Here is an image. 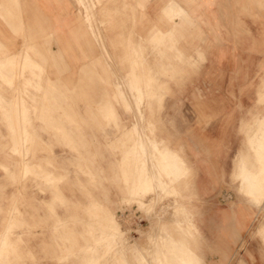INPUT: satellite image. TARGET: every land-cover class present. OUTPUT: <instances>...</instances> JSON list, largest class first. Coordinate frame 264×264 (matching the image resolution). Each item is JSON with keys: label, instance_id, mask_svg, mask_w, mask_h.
I'll return each mask as SVG.
<instances>
[{"label": "rangeland", "instance_id": "374dc122", "mask_svg": "<svg viewBox=\"0 0 264 264\" xmlns=\"http://www.w3.org/2000/svg\"><path fill=\"white\" fill-rule=\"evenodd\" d=\"M235 1L242 2L244 8L234 10V16L227 15V10L218 9V17L222 23L216 28L217 32L231 34L234 39H237L229 43L233 49L246 50L249 55H252V57L236 59L244 64L248 62V65L252 67L251 72L246 71L242 77L239 73L230 74L227 76V81H244H242L243 89L236 87V91H231V96L237 99L245 94L247 103L243 104L236 100V103L230 107V113H233L234 126L239 117L240 120H243L241 122L239 120L237 132L235 131L236 135L243 137V141L245 135L250 136L254 132V136L248 141L253 154L240 157L237 165L238 171H236L235 166L239 156L237 152L241 149L240 141L237 143L236 151L232 157L233 169L231 173L233 176L229 175V181L225 175L222 176L221 188L231 189L237 198L238 194L241 197L244 195L255 202L261 210L250 205L246 200L235 203L237 206L245 205L248 209V217H246L242 237L238 238L240 243L232 251V256L227 264H256V262L264 264V234L257 232L258 223L264 220V198L253 200L246 195L249 189L256 184L261 185L260 187L264 189V179L262 180L264 174L261 173L264 172V137H262L264 131L259 129L260 131L255 132L257 121L252 115L253 112L263 111L264 107V0ZM81 2L83 3V0ZM145 2L146 0H141L140 6L139 0H102L101 4L96 2V7L91 9V18L87 21L81 13L84 6L72 0L77 12L76 17L80 15L83 20L80 24L81 29L77 33L74 32L73 35L75 50L83 55L86 48H93V50H99V55L102 57L99 56L89 61L87 64L93 68L75 75V83L71 84L70 88L68 79L63 78L61 74L58 80L60 82L57 85L60 87H57L55 84L51 85L47 74L38 73L40 68L46 69L48 63L46 58L41 59L40 63H33L31 61L33 58H30L31 49L24 50L29 54L28 57L14 60L13 66H19L15 71L20 75L16 76L11 89H0V92L9 102L4 105L7 108L12 107L14 102H21L20 98H24L23 114H28L31 126H28L27 129H19L15 133L16 136L26 138L27 145L23 147V155H13L10 151L15 135L10 132L7 122L0 116V203L7 201L9 209L10 206H15V201L18 200L17 206L12 208L14 211H10V216L13 217L7 219L10 222L14 221V225L8 228V221L3 222L1 225L5 227L1 232L6 231L7 227L9 238H11L15 235V230L26 231L23 232V236L17 238V241L26 247V252L20 253L19 249L14 248L15 251L11 253V256L14 255L12 261L26 256L30 263H35L37 259L55 262L75 259L78 260V263L90 264L83 257L88 255L85 249L92 245L90 235L84 231V222L93 219L86 208L96 201L102 205L104 210L113 213L123 231L121 234L118 229H115L119 232L115 239L117 243L113 244L109 251L106 243L97 245L96 249L100 254L97 264H140L141 254L145 258L142 259L143 262L146 260L149 264H156V257L159 256V253L168 250V244L163 239L167 235L178 237L181 234L182 237L188 229L192 234L191 237L185 234L189 240V247L195 253L201 252L200 238L204 236L206 241V236L201 230L203 228L202 221L205 220L209 207L213 203L195 200L199 198L197 195L199 192L195 187V156L190 148L185 153L186 155L183 154L186 158L185 161V158L182 159L175 150L170 151L165 149L164 145L160 146L157 143L149 145L147 141L140 148H136L135 152L127 150L123 156L122 143L125 141L130 143L132 135L128 130L135 123L140 125L136 137L143 136L145 132L154 138L170 136V145L176 144L175 141L179 142L180 127L179 122L174 119V109L179 112L180 107H169L165 103L167 98L176 97L181 91L165 89L163 88L164 84L160 82H171L179 86V83L185 82V80H192L190 78L199 74L181 72L180 66L184 69L194 70L198 67V60L201 59L199 56L202 55L196 53V50L211 48L214 45L223 46L228 42L196 41L205 39L208 33L215 32V27L207 23L214 12L210 9L213 0H193L192 10L203 15L202 26L200 25L201 33L198 29L188 25L189 21L186 20L184 25L178 29L181 53L167 51L166 55L160 56L154 48H148L145 52L146 48L141 46V50L145 52L143 58L150 64L148 71H145L144 74L154 77V82L152 81L151 84L141 83L137 80L141 70L138 66L131 67V58H127L125 54L126 48L130 40L137 44L148 42V34L154 26H167L164 15L168 8L164 5V0H148L146 4ZM163 5L164 11L162 12ZM173 7L179 8L176 5ZM180 7L184 9L183 11L186 10L183 5ZM175 19L179 21L180 18L176 17ZM161 37L163 42L169 38L164 34L159 35V38ZM153 45L159 47L158 39L153 41ZM132 50H134L133 47H131V52ZM21 55L24 56V53L21 52ZM156 58L163 59L167 68L155 65ZM189 60H192L193 63H190ZM59 61L62 70L67 66V61L63 58H60ZM75 61L77 64H82L85 62V58L76 57ZM35 66L37 67L34 68ZM95 66H97L96 70L103 69V73H97L94 69ZM32 68L34 69L32 70ZM107 70L116 72L106 73ZM35 74L39 76V89H30L36 96L33 99L29 97V91L21 93L24 80L21 76L37 78ZM41 76L44 81L43 87L40 84ZM149 86H156V88L148 91V99L143 100L142 110L145 118L141 119L138 113V103L132 93H136L139 88L146 90ZM64 87H67L68 90ZM53 89L67 91L69 97L65 100L52 99L53 97L49 93ZM159 90L164 92L157 93L156 91ZM13 93L18 96L13 98ZM235 93L237 94L235 95ZM149 99L151 100L150 105L147 102ZM205 101L204 103H206ZM110 106L114 108L118 117L116 127L108 110ZM170 109H173L171 114L168 112ZM186 110L188 122L185 130H187L189 138L196 128L205 131L213 119H216L221 113L220 107L206 104H191L186 107ZM76 127L82 131L86 140L84 146L77 143V134L74 133ZM107 131L108 134H106ZM101 132H104L105 135L103 140L108 141V146L103 152L100 148L99 136ZM151 149L152 152H150ZM134 153L139 158L136 160V166L140 164L142 172L141 176L136 178V182L143 183L145 179H151V182L145 189L141 187L140 192L126 191L125 193L121 179L122 169L125 170V185L129 190L133 183L132 173H135L131 159ZM171 157L172 159L176 157L182 162L171 166L161 163L162 160H169ZM16 159H24L36 165L22 163L21 166H14L12 161ZM155 159L159 163H156ZM148 162L151 163L150 169L146 167ZM2 164H6L8 169L5 170ZM256 166L257 170L250 169ZM47 172L56 176L64 174V176L48 183L42 177ZM89 172L95 174L94 179L88 174ZM35 174H37L36 177ZM248 178L252 179L250 180L252 182L248 181ZM182 181L184 184L181 186ZM105 184L112 186L115 195L116 193L119 195L116 201L109 202L107 199ZM257 185L254 188H259ZM37 193L51 196V201L44 203V209L49 216L43 218L34 216V202L31 200ZM261 193L264 195V192ZM24 195H27L26 201H23ZM19 208L23 209L21 213ZM24 209H26L27 215L25 219L22 217ZM58 209L69 211L68 216H56L55 211ZM125 210L130 212L138 210L143 222L136 224L135 217L131 213L126 215ZM117 211L119 212L117 213ZM115 219H111V222L115 228H118ZM2 220L4 221L5 218L0 219V221ZM63 232L68 236L65 241L57 236ZM38 239L40 244L36 245ZM205 241L204 246L208 249V253H213L211 245ZM172 243L177 248L172 246L173 256L177 257L179 253V256L183 254L186 258L183 260V255L178 260L173 258L176 261L175 264L178 261L180 264L182 260L185 264H196V261L193 260L194 256L193 259L187 258L193 254L189 248L179 243L177 245V242L174 241ZM66 250L74 251V255L64 259L61 255L65 254ZM181 250L186 251L182 252ZM174 261H172L173 264ZM9 262L10 260L3 264ZM172 262L168 263L172 264ZM210 263V259H206V256L202 263L199 260V264Z\"/></svg>", "mask_w": 264, "mask_h": 264}, {"label": "crops", "instance_id": "0c3cea01", "mask_svg": "<svg viewBox=\"0 0 264 264\" xmlns=\"http://www.w3.org/2000/svg\"><path fill=\"white\" fill-rule=\"evenodd\" d=\"M94 1V2H93ZM102 0H75L84 6L82 10L83 17L88 21L91 18V9L96 7V2L101 4ZM140 6H141V0ZM148 0H146L145 4ZM165 4L168 8L165 11L164 17L166 18V25L165 27L154 26L149 34H148V42L146 43H133L131 40L126 48L125 54L127 58H131V67L136 68L137 66L140 68V75L137 76V80L141 83H148L154 80V77L144 74L145 71H148L149 63L144 60L145 52L149 48H154L156 52L160 56L166 55L167 51L170 52H180L181 53V46L179 45L178 38L179 28L184 25L186 20L189 21L188 25L194 27L199 30L201 33L202 28L200 25L202 24L201 20L203 15L195 13L193 9V0H164ZM192 3V4H191ZM97 4V5H98ZM144 4V5H145ZM164 5L162 6V12L164 11ZM179 7L178 9L176 7ZM184 6V9L180 6ZM21 8V9H20ZM90 8V9H89ZM222 8V9H221ZM244 8L242 2L235 1V0H213V3L210 6L211 11H213L212 17H210L208 24L215 27V32L206 34L205 39H197L196 41H210V42H223L228 44L221 45H214L211 48H202L196 50V53L202 54L199 56L198 60V67L196 69H189L180 66L181 72L186 73H196L199 74L196 77H192V80H185V82L179 83V86H176L173 83L167 82H160L164 84L165 89L177 90L179 89L181 92L180 94L176 95L173 98L166 99V105L171 107H180L179 112L174 109V119L179 122L180 127V139L179 142L175 141L176 144L170 145L171 137L168 135H164L162 138H154L144 132V135L137 136V132L140 129L139 124H134L128 131L130 135H132V139L130 143L125 141L122 143L123 147V156H125L127 150H132V152L136 150V148H140L142 144H145L146 141L149 145L151 144H159L160 146L165 147V149H169L170 151L175 150L182 159L185 157L183 154L187 153V150L190 148L191 152L195 156V187L199 192L197 195L199 198L195 199L196 201H207L209 203H213L209 207V212L205 216V220L203 219L201 228L203 234L206 236V241L204 236L200 238L201 244V252L195 253L193 249L189 247V240L186 235L191 237L190 229L186 230L187 232L182 235H178V237H174L172 235H167L163 240H165L168 244L167 251H161L159 256L156 257V264H168V262H172L173 258H179L173 256V244L172 241H175L181 244L184 247L189 248L196 258V264H199V260L210 259V264H227L229 263V259L232 256V251H234L237 247V244L240 243V238L242 237V233L244 231L246 217H248V209L244 206H237L236 202L247 201L250 205L257 207L258 210H261L255 202L246 198L244 195L241 197L238 194V198L236 194L229 188H221L222 182L221 177L224 175L226 176L227 181H229V175L233 176L231 173L232 167V157L236 151L237 143L240 141L241 149L238 150L237 154H239L237 161L240 157H245L247 155H252V150L248 145V141L254 136V132L248 136L243 137L240 135H236L237 127L239 125L240 117L237 119L235 126L233 125V113L231 112L230 107L233 103H236V100L239 102L246 104L247 99L244 96H240L237 99L231 96V91H236V89L240 88L243 89V82H234V81H227L228 75H235L239 73L242 77L246 71L251 72L252 67L242 63V61H236L237 58H247L252 57L249 55L246 50H236L233 49L232 46L229 44L237 39L231 34H221L217 32V28L221 25L218 17V9L220 10H227V15L234 16L236 9ZM90 11V12H89ZM217 11V13H215ZM77 15L76 8L72 3V0H2L0 2V89H11L16 79V76H19L16 73L17 66L14 65V60L24 59L28 57V53L25 52V49H31L30 58L37 59L36 61L32 59L33 63H40L41 59L46 58L47 67L40 68L38 73L40 72L42 75L47 74V79L51 83V85H58L60 81V74L63 78L68 79L69 88L71 84L75 83V75L87 71L89 68H93L89 66L87 63L99 56V50H93L86 48L83 55L77 53L78 51L75 50V39L73 38L74 32L77 33L81 29L80 24L83 22L80 15ZM76 17V18H75ZM180 18L179 21L175 18ZM228 19V18H227ZM222 20V19H221ZM207 21V19H205ZM205 24V23H204ZM207 26V24H205ZM202 26V25H201ZM208 29V28H207ZM168 35L169 38L163 42L162 37L159 38V35ZM158 39L159 47H155L153 45V41ZM239 40V39H238ZM141 46L145 47V52L141 50ZM31 47V48H29ZM131 47L134 50L131 52ZM204 47V46H202ZM21 52L24 53V56L21 55ZM21 57V58H20ZM76 57H84L85 62L78 63L75 61ZM194 58L197 56H193ZM63 58L67 61V66L63 67L62 70L59 66V60ZM198 58V57H197ZM75 59V60H74ZM87 59V60H86ZM190 63H193L192 60H189ZM2 62V63H1ZM154 64L160 68L166 69L167 66L164 63L163 59L156 58L154 60ZM10 66V67H9ZM12 66V67H11ZM35 66L34 68H36ZM97 66L94 67V69ZM173 67H175L173 65ZM10 68V69H9ZM14 68V69H13ZM22 68V67H21ZM32 68V70L34 69ZM13 69V70H12ZM20 69V68H19ZM30 70V69H29ZM96 70V69H95ZM185 70V71H184ZM95 72V71H94ZM97 73H103V69L98 68L96 70ZM106 73H115L116 71H105ZM11 73V74H10ZM31 73V72H30ZM13 74V75H12ZM34 74V73H31ZM9 75V76H8ZM12 75V76H11ZM23 75V74H22ZM36 75V74H35ZM222 75V76H221ZM37 78H31L27 75L23 77V88L21 89L22 92L29 91V97L35 98L36 96L30 90L31 88L39 89L38 80L39 76L36 75ZM12 78V79H11ZM41 86L43 87L44 81L41 76ZM157 81V80H155ZM154 82V81H153ZM264 82V78H263ZM32 84V85H31ZM60 87V86H57ZM237 87V88H236ZM68 90L67 87H64ZM156 86L148 87L146 90H142L139 88L140 92L136 90V93H132V96L136 98L138 103V112L141 119H144V112L142 110L143 100L148 99V94L151 89H155ZM232 89V90H231ZM191 91H193L191 93ZM164 92L162 90L156 91ZM122 94V92H120ZM139 93V94H138ZM52 99H59L65 100L69 97V92L64 90H56L53 89L50 93ZM237 93H235L236 95ZM13 98L17 97L16 93L12 94ZM17 99V98H16ZM21 102H14L12 107L7 108L6 104H9L4 98V95L0 92V116L7 122L8 129L10 132L15 135L19 129H27L28 126H31L30 118L27 117L28 114H23V107L24 98H20ZM4 102L2 103V101ZM126 100H128L126 98ZM130 100V99H129ZM204 100H206L204 103ZM151 100L149 99L148 105L151 104ZM20 105H19V104ZM12 104V103H11ZM17 104V105H16ZM191 104H206L211 105L214 107H220L221 113L216 119H213L210 126L205 129V131H200L199 128H196V131L191 134L190 138L188 137L187 130V122H188V113L186 107ZM115 105H117L115 103ZM28 106V105H26ZM15 108V110H13ZM112 108V109H111ZM111 109V110H110ZM150 109V107H149ZM110 115L113 117L114 123L117 126L118 117L114 111L112 106L108 107ZM10 112V113H9ZM76 113V111H73ZM170 114L173 112V109L168 111ZM59 115H61L59 113ZM253 117H255L257 121L256 130L258 132L259 129L263 131L264 128V107L263 111L260 112H253ZM20 118V119H19ZM16 120H18L16 122ZM20 120V121H19ZM243 121L242 119L240 122ZM9 122V123H8ZM11 123V124H10ZM18 124V125H17ZM26 124V125H25ZM136 126V127H135ZM242 126V125H241ZM234 127V128H233ZM243 127V126H242ZM259 127V128H258ZM261 127V128H260ZM236 131V132H235ZM82 131L76 127L74 129V133L77 136V143L79 145L84 146L86 144V140L84 139ZM132 133V134H131ZM166 133V132H165ZM108 134V131L107 133ZM3 136V134H1ZM104 132H101L100 138V148L103 152L105 148H107L108 141L103 140ZM264 137V136H262ZM169 139V140H168ZM241 139V140H240ZM138 141V142H137ZM143 141V142H142ZM169 142V144H168ZM25 143V144H24ZM151 143V144H150ZM27 145V139L21 136H14L12 139V148L10 153L13 155H23V147ZM243 146V147H242ZM134 147V148H133ZM129 148V149H128ZM153 148V146H152ZM152 152V149L151 151ZM9 153V152H8ZM107 155V152H105ZM186 155V154H185ZM177 157V156H176ZM133 161V168L134 172L132 173L133 183L130 189L128 190L125 185L126 181V174L125 170L122 169V183L124 186V191L137 193L141 187L143 189L146 188L147 185H150L151 179H145L143 183L136 182V178L141 176V166H136L137 155L132 156ZM171 159L170 160H162L161 163L164 165H176L178 162L181 163L182 160ZM156 160V159H155ZM186 161V158L184 159ZM236 161L235 170L238 171V163ZM33 164L35 163L28 162L26 160L16 159L12 161L14 166H21V164ZM156 163L157 162L156 160ZM166 163V164H165ZM251 165V164H250ZM2 167L7 170L8 166L6 164H2ZM147 168H151V163L148 162L146 164ZM252 170H257L258 167L250 168ZM28 170V169H27ZM234 170V171H235ZM28 173H31L27 171ZM36 173V172H34ZM92 179L95 178V174L93 172L88 173ZM37 174H35L36 177ZM64 174H60L58 176L53 175L51 172H47L42 177L51 183L54 179H59L63 177ZM184 184V181L181 182V186ZM107 186V184H105ZM109 188V192H108ZM238 191V185L236 186ZM107 189V196L109 202L116 201L119 195H115V190L112 186L108 185ZM221 189V190H219ZM218 191H220L218 193ZM140 192V191H139ZM22 197V196H21ZM20 197V198H21ZM27 195L23 196V201H26ZM107 200V201H108ZM20 201V199H19ZM34 202V216L37 218H43L45 216H49V214L45 211V202L51 201V196L44 195L37 193L34 196V199L31 200ZM17 206L18 200L15 201ZM218 202V203H217ZM7 201L0 203V219L5 218V220L0 221V232L3 230L5 226L1 224L3 222L6 223L7 219L10 216L11 212L14 211L10 206L8 209ZM86 210L91 213L93 219L85 221V229L84 231L90 235L92 245L85 249L88 255H84V259L88 260L90 264H97L100 258V254H98V250L96 249L97 245L100 243L107 244V250H110V247L117 243L115 240L119 234H123L119 223L115 219L113 213L109 210H104L102 205H100L97 201L93 202ZM20 213L23 211L22 208H19ZM119 211H117L118 213ZM56 216H68L69 211L64 210H56ZM22 217L25 219L27 218L26 209L22 213ZM16 216V215H15ZM115 219L117 223V227L112 224L111 219ZM14 221H8L7 227L14 225ZM201 225V226H202ZM6 227V229H7ZM57 227V225H56ZM87 227V228H86ZM57 229V228H55ZM100 229V230H99ZM115 229H118L117 232ZM98 231V233H97ZM26 232V231H23ZM21 230H15L14 236L9 238L8 229L0 233V264H3L10 260L9 263L6 264H81L78 263V260L71 259L66 262H55V261H46L43 259H37L35 263H30L26 256L21 257L19 260L14 259L12 261L13 256H11L12 251L14 252L15 249L20 250V253L26 252V247L22 246V243L17 241L18 237L23 236ZM257 232L264 234V220L260 221L257 226ZM97 234V235H96ZM95 235V237H94ZM99 235V236H98ZM59 239L67 240L68 236L65 232L63 234L57 235ZM239 238V239H238ZM11 239V240H10ZM97 239V240H96ZM118 240V239H117ZM39 239L36 241V245L40 244ZM116 241V242H115ZM204 241L211 245L213 253H208V249L204 246ZM110 243V244H109ZM170 243V244H169ZM38 247V246H37ZM105 250V252H107ZM70 251V252H69ZM170 251V252H169ZM172 251V253H171ZM206 251V253H205ZM66 253L61 255L64 259L68 256L74 255V251L66 250ZM70 254H69V253ZM169 252V253H168ZM92 254V255H91ZM170 254V255H169ZM172 254V255H171ZM168 255V257H167ZM5 256V258H4ZM98 256V257H95ZM173 256V257H172ZM182 256V255H181ZM255 257H257L255 255ZM170 258V261L168 260ZM9 259V260H8ZM141 259H145L144 255L141 254ZM176 259V260H177ZM203 259V260H202ZM111 262V260H110ZM146 262V263H145ZM112 264V263H107ZM140 264H148L146 260L144 262L140 260ZM256 264H261L256 262Z\"/></svg>", "mask_w": 264, "mask_h": 264}, {"label": "bare ground", "instance_id": "6f19581e", "mask_svg": "<svg viewBox=\"0 0 264 264\" xmlns=\"http://www.w3.org/2000/svg\"><path fill=\"white\" fill-rule=\"evenodd\" d=\"M20 9H21V8H20ZM89 9H90V8H89ZM89 12H90V11H89ZM25 58H26V57H25ZM29 60H30V59H29ZM31 61H32V60H31ZM14 62H15V61H14ZM23 62H24V61H23ZM1 63H2V62H1ZM25 63H26V62H25ZM9 67H10V66H9ZM11 67H12V66H11ZM17 67H18V66H17ZM20 68H21V67H20ZM9 69H10V68H9ZM13 69H14V68H13ZM13 69H12V70H13ZM26 69H27V68H26ZM10 74H11V73H10ZM23 74H24V73H23ZM12 75H13V74H12ZM12 75H11V76H12ZM8 76H9V75H8ZM23 77H24V76H23ZM11 79H12V78H11ZM31 85H32V84H31ZM138 91L140 92V90H138ZM138 94H139V93H138ZM12 96H13V95H12ZM120 102H121V100H120ZM19 103H20V102H19ZM19 103H18V104H19ZM16 105H17V104H16ZM19 105H20V104H19ZM135 106H136V105H135ZM138 113H139V112H138ZM136 114H137V113H136ZM137 115H138V114H137ZM19 119H20V118H19ZM17 121H18V120H16V122H17ZM19 121H20V120H19ZM8 123H9V122H8ZM10 124H11V123H10ZM17 125H18V124H17ZM135 125H136V124H135ZM135 127H136V126H135ZM258 128H259V127H258ZM260 128H261V127H260ZM259 131H260V130H259ZM263 131H264V130H263ZM137 142H138V141H137ZM259 143H260V142H259ZM259 143H258V144H259ZM24 144H25V143H24ZM254 145H255V143H254ZM258 147H259V146H258ZM133 148H134V147H133ZM128 149H129V148H128ZM157 150H158V149H157ZM258 154H259V153H258ZM167 158H168V157H167ZM175 158H176V157H173V159H175ZM259 159H260V157H259ZM169 160H170V159H169ZM261 160H263V159L261 158ZM165 164H166V163H165ZM262 164H263V163H262ZM263 166H264V165H263ZM262 168H263V167H262ZM175 169H176V168H175ZM173 171H174V170H173ZM180 172H182V171H180ZM167 173H168V172H167ZM175 173H176V172H175ZM261 173L264 174V172H261ZM250 174H251V172H250ZM253 174H254V173H253ZM168 175H169V174H168ZM175 175H176V174H175ZM179 175H180V174H179ZM257 175H258V174H257ZM257 175H256V176H257ZM261 175H262V174H261ZM251 176H252V175H251ZM262 176H264V175H262ZM152 177H153V176H152ZM260 177H261V176H260ZM249 178H250V177H249ZM249 178H248V181L252 180V179L249 180ZM251 178H252V177H251ZM255 178H257V177H255ZM154 179H155V177H154ZM154 179H153V180H154ZM257 179H258V178H257ZM257 179H256V180H257ZM259 179H260V178H259ZM263 179H264V177L262 178V180H263ZM153 180H152V181H153ZM246 180H247V179H246ZM253 180H254V179H253ZM257 181H259V180H257ZM157 182H158V181H157ZM250 182H252V181H250ZM250 182H249V183H250ZM255 182H256V181H255ZM158 183H159V182H158ZM158 183H157V184H158ZM152 184H153V182H152ZM259 184H260V183H259ZM256 185H257V184H256ZM256 185H254L253 187H251V188L249 189V191L246 193V195L249 196V197H250L251 199H253V200H259V199H261V198H264V197H263L264 195H262L263 193H261V192H264V189H262V188L260 187L261 185H260V186L257 185V186L261 189V190L259 191V190H257V189H259V188H257V187L254 188ZM250 186H252V185H250ZM262 190H263V191H262ZM167 191H168V190H167ZM11 221H12V220H11ZM20 224H21V223H20ZM6 230H7V229H6ZM99 230H100V229H99ZM97 233H98V231H97ZM96 235H97V234H96ZM98 236H99V235H98ZM94 237H95V235H94ZM96 240H97V239H96ZM115 242H116V241H115ZM172 242H173V241H172ZM174 242H175V241H174ZM109 244H110V243H109ZM169 244H170V243H169ZM172 244L174 245V243H172ZM177 245H178V243H177ZM134 246H135V245H134ZM174 247L176 248L175 245H174ZM178 247H179V246H178ZM180 248H181V247H180ZM180 248H179V249H180ZM176 249H177V248H176ZM177 251H178V250H177ZM181 251L184 252V251H186V250H184V251L181 250ZM69 252H70V251H69ZM169 252H170V251H169ZM169 252H168V253H169ZM175 252H176V251H175ZM171 253H172V251H171ZM184 254H186V253H184ZM91 255H92V254H91ZM169 255H170V254H169ZM171 255H172V254H171ZM177 255H179V253H178ZM182 255H183V254H182ZM111 256H112V255H111ZM184 256H185V255H183L182 258H184ZM193 256H195V255L192 254V255H190V256L187 257V258H191V259H193ZM95 257H98V256H95ZM167 257H168V255H167ZM172 257H173V256H172ZM180 257H181V256H180ZM4 258H5V256H4ZM196 258H197V257H196ZM196 258L193 259V260L196 261ZM141 260H142V259H141ZM168 260L170 261V258H169ZM177 260H178V259H177ZM183 260H186V258H184ZM183 260L181 261L180 264H185V262H184ZM172 261H174V260L172 259ZM178 262H179V261H178ZM178 262H177V264H178ZM145 263H146V262H145ZM147 263H148V262H147ZM169 263H170V262H169ZM169 263H168V264H169ZM175 263H176V261H174V264H175ZM148 264H149V263H148ZM172 264H173V262H172Z\"/></svg>", "mask_w": 264, "mask_h": 264}, {"label": "built area", "instance_id": "2783aa9c", "mask_svg": "<svg viewBox=\"0 0 264 264\" xmlns=\"http://www.w3.org/2000/svg\"><path fill=\"white\" fill-rule=\"evenodd\" d=\"M125 213L126 215H129V213H131V215L135 217L134 221L136 222V224H141L143 222V218H141L140 212L138 210H133L132 212H130L129 210H125Z\"/></svg>", "mask_w": 264, "mask_h": 264}]
</instances>
